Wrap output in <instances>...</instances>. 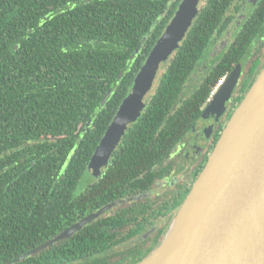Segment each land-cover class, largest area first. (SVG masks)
I'll use <instances>...</instances> for the list:
<instances>
[{
	"label": "trees",
	"instance_id": "16d2710c",
	"mask_svg": "<svg viewBox=\"0 0 264 264\" xmlns=\"http://www.w3.org/2000/svg\"><path fill=\"white\" fill-rule=\"evenodd\" d=\"M182 1L0 0V264H139L160 245L165 229L147 250L113 252L146 230L138 220L149 201L115 215L108 211L71 237L55 239L106 206L155 187L213 89L241 64L231 115L216 143L161 209L162 216L175 214L264 69L263 56L252 55L264 29V0L206 71L209 50L249 0H203L106 174L83 189L100 142Z\"/></svg>",
	"mask_w": 264,
	"mask_h": 264
},
{
	"label": "water",
	"instance_id": "95a60500",
	"mask_svg": "<svg viewBox=\"0 0 264 264\" xmlns=\"http://www.w3.org/2000/svg\"><path fill=\"white\" fill-rule=\"evenodd\" d=\"M202 1L180 4L100 142L90 171L108 163L152 91L160 65L179 49ZM239 77L238 65L206 107L203 116L211 120L210 132L225 114ZM111 207L81 220L55 241L71 237ZM139 264H264V69L230 118L164 240Z\"/></svg>",
	"mask_w": 264,
	"mask_h": 264
},
{
	"label": "flooded vegetation",
	"instance_id": "af4514ba",
	"mask_svg": "<svg viewBox=\"0 0 264 264\" xmlns=\"http://www.w3.org/2000/svg\"><path fill=\"white\" fill-rule=\"evenodd\" d=\"M259 1L260 0H249L248 4H246V6H245L246 11L243 14L239 15V18L236 21V24H234L233 27L231 28V30L226 34V36L221 39L222 44L216 52L217 56L220 54H223L225 52L226 48L230 45V43H232V41L234 39V34L236 33L237 29L241 26L242 22L247 18V16H248L247 13L250 12L258 4ZM253 54L256 57L263 56V58H264V29L262 31L261 38H259V40L257 41L256 47H255L254 51L252 52V55ZM215 58L211 59L210 62L213 61ZM237 66L235 68H237ZM239 68H240V76H241V74L243 72V67L241 64H239ZM229 76L226 77V80L229 78ZM239 79H240V77H239ZM159 80H160V78H159ZM225 82H224V84H225ZM236 91H237V87H236L230 101L226 105L225 114L217 122V124L214 125L213 130L211 132L209 131V124H210L209 121H211V120H209L208 117L203 116L204 115V112H203V115H202L201 119L199 120V122L197 123L194 130L191 133H189L188 135H186L184 140L170 154V156L167 159L166 164H165V168L168 167V170H166V173L164 175H162V177L159 180L156 181L155 187H153L147 193L140 195L139 197L136 196V199H132V200H128V201L118 200V201L110 204L112 207L108 211L109 212L112 211L113 214L115 215V214L119 213L120 211H124L125 209H127V210L130 209L131 206H134L135 209H138L139 204L147 205V202L148 201L150 202V206L148 207L146 214H142L138 220L140 223H143L142 228H143V226H144V228L147 227L146 230L140 234H137L134 238L126 241L120 247H118V248L116 247L113 252H119V253L123 252V253L135 254L140 249L142 251L147 250L148 248L152 247L153 240L155 239L156 235L159 232H161L163 229H165V233H164V238H165L172 221L176 217V215L179 212L181 207L178 209L177 212H175V214H173V212L172 213L170 212L167 214V216H165V215L162 216V214H161L162 210L161 209L163 208L165 203H167L169 201L170 196L173 193V190L176 187H178L180 184H182V182L186 179L188 174L204 159V157L208 153V151L211 150V148L213 147V143L214 144L216 143V142H214L215 141V135L218 132L217 130H218L220 124L221 125L224 124V122L227 120L228 116L231 115V111H232L231 104L236 98L235 97ZM152 95H153V92L151 91L149 99L147 98L148 101H147L146 108L150 102ZM210 102H211V100H209V102L205 106L204 111ZM146 108H145V110H146ZM145 110L141 113V116L145 112ZM233 113L234 112H232V115H233ZM141 116L138 118V120L141 118ZM137 121L135 123H133L132 125H130L129 128L127 129V131L132 126H134L137 123ZM127 131H126V133H127ZM222 133H223V131H222ZM124 138H125V136L122 138V140L119 143V145L117 146L116 150L112 153L107 165H105V167L101 170L102 173H101L100 177H98V178L92 177L93 182L83 189L93 187L97 182L100 181V179H102L104 177V175L107 172V169L109 168V166L111 164V161L113 159V155L115 154V152H117L120 149V146L123 143ZM169 169H170V171H169ZM90 172L91 171H89L88 175L86 176L87 178L89 177ZM151 201H153L154 205H152ZM184 201H183V203H184ZM183 203H182V205H183ZM108 211H106L104 213V215ZM150 219L153 220V224H151ZM95 220H93V221H95ZM134 224H136V223H134ZM139 228H138V230H140ZM164 238H163V240H164ZM128 256L129 255H127V257ZM129 262H132V261H129Z\"/></svg>",
	"mask_w": 264,
	"mask_h": 264
},
{
	"label": "rangeland",
	"instance_id": "374dc122",
	"mask_svg": "<svg viewBox=\"0 0 264 264\" xmlns=\"http://www.w3.org/2000/svg\"><path fill=\"white\" fill-rule=\"evenodd\" d=\"M202 5H203V2H202ZM221 44H222V41L220 40L219 42H217L210 50H209V57L207 58V60H205L204 61V63L202 64L203 65V69H205V71L209 68V67H211L212 65H214L217 61H218V59L221 57V55L222 54H220V55H216L217 53V50L220 48V46H221ZM173 55H174V53L169 57V59L168 60H166V62H163L161 65H160V68H159V72H157V75H158V78H157V80H156V82H155V84H154V87H153V89H152V92H154V89H155V87L157 86V84H158V82H159V78H160V76H161V74L164 72V69H165V66L170 62V60L172 59V57H173ZM217 56V57H216ZM216 57V58H215ZM213 58H215L213 61H211L210 62V60L211 59H213ZM205 71H202L201 72V70L199 71V73H197L196 75H194V82H195V85H197V87L202 83L201 81H202V79H198L197 80V78L198 77H201L202 75H201V73L203 74V73H205ZM156 75V76H157ZM203 76H204V74H203ZM150 94H151V92L150 93H148L147 95H146V98H144V101H143V105L142 106H140L139 107V109H138V112L136 113V115H135V117L133 118V120L130 122V124H129V126L130 125H132L133 123H135V119L145 110V108H146V105H147V98L149 99V96H150ZM192 94V92L189 90L188 92H187V96H190ZM117 148V147H116ZM116 148L114 149V150H116ZM105 165H107V164H105ZM105 165H102V167H97V166H95V168H94V170H92L91 172H90V174H89V177L87 178L86 177V179H85V181H84V183H83V186H82V188H85L86 186H88L89 184H91L93 181V179H92V177H94V178H98V177H100V175H101V173H102V169L105 167ZM99 170H98V169Z\"/></svg>",
	"mask_w": 264,
	"mask_h": 264
},
{
	"label": "built area",
	"instance_id": "2783aa9c",
	"mask_svg": "<svg viewBox=\"0 0 264 264\" xmlns=\"http://www.w3.org/2000/svg\"><path fill=\"white\" fill-rule=\"evenodd\" d=\"M226 81V77L222 78L218 84L216 85V87L213 89V91L211 92L210 95V99L212 100V98H214V96L217 94V92L221 89V87L223 86L224 82Z\"/></svg>",
	"mask_w": 264,
	"mask_h": 264
}]
</instances>
